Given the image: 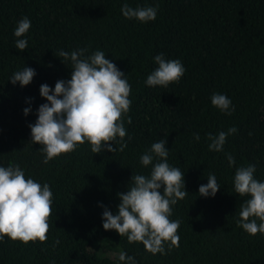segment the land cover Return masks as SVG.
<instances>
[{
    "label": "trees",
    "instance_id": "16d2710c",
    "mask_svg": "<svg viewBox=\"0 0 264 264\" xmlns=\"http://www.w3.org/2000/svg\"><path fill=\"white\" fill-rule=\"evenodd\" d=\"M124 3L159 5L156 19H126ZM25 16L32 26L22 37L28 49L19 51L13 33ZM86 46L85 55L105 52L131 85L127 147L92 153L86 141L45 164L43 146L32 143L29 127L47 102L40 86L54 88L57 80L71 78V61L54 54ZM158 53L179 59L186 69L167 88L145 84L158 67ZM24 67L36 75L26 86L13 85L9 78ZM213 93L230 98L232 115L211 104ZM25 108L31 109L27 115ZM232 126L237 132L227 137L224 150L210 151L207 134ZM161 139L169 164L184 172L188 195L172 206L170 217L181 221L180 246L168 252L166 243L167 254L153 255L142 243L105 230L102 213H117V193L128 190L132 175L150 173L152 165L143 166L140 156ZM225 153L235 157L231 167ZM10 161L26 178L49 184L53 213L45 242L5 237L0 264H124L121 251L136 264H264V235H249L236 223L248 197L233 185L236 168L248 164L264 181V0H0V166ZM210 173L220 188L204 197L198 189Z\"/></svg>",
    "mask_w": 264,
    "mask_h": 264
},
{
    "label": "clouds",
    "instance_id": "9594fccd",
    "mask_svg": "<svg viewBox=\"0 0 264 264\" xmlns=\"http://www.w3.org/2000/svg\"><path fill=\"white\" fill-rule=\"evenodd\" d=\"M158 7L133 8L124 3L121 12L126 19L146 23L156 19ZM31 26L27 16L17 22L13 35L19 38L15 41V48L19 51L28 49V40L22 37ZM87 52L86 46L70 53L60 50L54 54L63 57V61H71V78L57 80L54 88L47 84L40 86V95L47 102L38 107L37 119L29 127L32 143L43 146L41 151L45 164L62 154L73 152L86 141L92 153L105 149L112 153L122 152L127 147L124 117L132 103L129 99L131 85L125 74L105 58V52L96 50L85 55ZM153 59L158 67L145 80L149 87L167 88L172 83H178L186 71L179 59H165L163 53H158ZM35 75L34 69L24 67L13 73L9 80L13 85L19 82L21 86H26ZM210 99L214 107L227 115L235 111L230 98L224 94L213 93ZM30 111V108L23 109L25 115ZM131 122V117H128L127 123ZM236 132L237 128L232 126L216 135L207 134L209 150L222 152L227 137ZM193 138L199 141L200 136L196 133ZM165 144L166 140L161 139L140 156L143 166L152 165L151 171L148 175H132L128 190L117 193L120 199L117 213L113 214L107 208L102 213L105 230H115L120 236H126L129 243H142L145 250L153 255L167 254L166 243L168 252L180 246L178 229L181 221L171 220L170 217L172 206L188 195L184 172L169 164V149ZM225 158L230 167L236 162L231 153H225ZM255 172L256 165L248 164L237 167L233 177L235 193L248 197L240 204L236 223L252 236L257 233L264 235V181L257 180ZM219 188L216 175L210 173L207 183L200 185L198 192L209 197L214 196ZM52 205L53 192L49 184L26 178L24 169L18 163L10 161L7 167L0 166V242L5 237L24 244L45 242L50 229ZM118 258L124 264H136L134 257L124 251L119 253Z\"/></svg>",
    "mask_w": 264,
    "mask_h": 264
}]
</instances>
